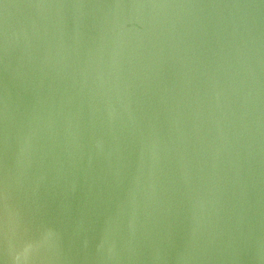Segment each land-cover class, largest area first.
Wrapping results in <instances>:
<instances>
[{
  "label": "water",
  "instance_id": "obj_1",
  "mask_svg": "<svg viewBox=\"0 0 264 264\" xmlns=\"http://www.w3.org/2000/svg\"><path fill=\"white\" fill-rule=\"evenodd\" d=\"M0 264H264V0H0Z\"/></svg>",
  "mask_w": 264,
  "mask_h": 264
}]
</instances>
